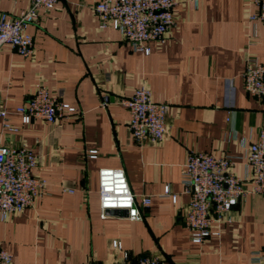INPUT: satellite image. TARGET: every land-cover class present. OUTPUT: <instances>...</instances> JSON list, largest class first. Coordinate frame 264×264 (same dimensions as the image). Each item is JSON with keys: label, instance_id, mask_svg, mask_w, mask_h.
Instances as JSON below:
<instances>
[{"label": "crops", "instance_id": "0c3cea01", "mask_svg": "<svg viewBox=\"0 0 264 264\" xmlns=\"http://www.w3.org/2000/svg\"><path fill=\"white\" fill-rule=\"evenodd\" d=\"M177 1L174 27L164 44H148L149 55L115 29H100V0H59L52 12L41 11L29 27V59L0 47V109L18 129L4 131L0 118V147L32 150L40 158L34 175L48 182L34 206L0 216V244L12 264H109L121 260L114 240L134 263L155 256L160 264H253L252 254L264 253L262 195L243 199L233 223L203 244L191 241L184 223L190 152L235 157V173L252 176L244 157L264 129V101L246 92L244 73L249 60L264 63V25L250 21L257 12L251 0ZM29 8L28 0H0V12L13 16ZM41 85L78 113L24 125L17 108ZM142 87L169 106L162 142L137 143L129 113L117 103ZM103 168L124 170L138 203L151 199L142 221L123 211L101 218ZM168 186L176 202L164 195Z\"/></svg>", "mask_w": 264, "mask_h": 264}, {"label": "built area", "instance_id": "2783aa9c", "mask_svg": "<svg viewBox=\"0 0 264 264\" xmlns=\"http://www.w3.org/2000/svg\"><path fill=\"white\" fill-rule=\"evenodd\" d=\"M30 8L18 16L0 12V47L10 46L17 54L29 59L34 55V37L29 27L40 19V12H52L59 0H28ZM257 12L250 15V21L264 25V0H251ZM177 0H100L95 6L100 29L113 28L130 44L132 49L145 55L151 53L148 44H164L175 25ZM246 92L264 101V63L249 60L244 73ZM111 103L104 95L101 106ZM130 116L129 127L136 142H162L167 135L169 106L157 103L146 87L137 89L131 97L117 102ZM78 110L52 96L48 88L41 85L34 96L17 108L22 123L29 125L35 120L55 124L60 118L77 114ZM3 129L17 132L6 110L0 109ZM89 158H98V151L91 150ZM39 156L25 147H0V216H10L34 206L35 201L47 189L48 182L34 175ZM252 176L240 177L234 171L236 158L216 157L209 153L190 152L187 156L184 176L186 191L191 195L184 223L194 244H203L211 237H220L222 226L233 223V211L239 203L254 195L264 196V129L257 142L252 144L244 157ZM99 199L101 218L106 219L113 211H126L131 221H142L141 209L151 205V199L144 197L137 202L126 173L122 169L103 168L99 170ZM72 192V191H70ZM164 195L177 201L170 187ZM217 226V229L214 227ZM114 251L121 260L109 264H160L155 256H144L134 263L120 241L112 242ZM253 264H264V253L252 254ZM13 254L0 244V264H12Z\"/></svg>", "mask_w": 264, "mask_h": 264}, {"label": "water", "instance_id": "95a60500", "mask_svg": "<svg viewBox=\"0 0 264 264\" xmlns=\"http://www.w3.org/2000/svg\"><path fill=\"white\" fill-rule=\"evenodd\" d=\"M113 212H118V211H113ZM125 213V215L127 216V212L126 211H123Z\"/></svg>", "mask_w": 264, "mask_h": 264}]
</instances>
